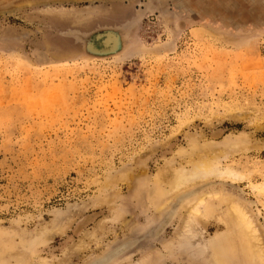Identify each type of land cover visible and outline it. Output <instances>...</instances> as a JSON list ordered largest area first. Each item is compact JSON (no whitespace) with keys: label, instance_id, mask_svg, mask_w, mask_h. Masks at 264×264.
I'll return each mask as SVG.
<instances>
[{"label":"rangeland","instance_id":"rangeland-1","mask_svg":"<svg viewBox=\"0 0 264 264\" xmlns=\"http://www.w3.org/2000/svg\"><path fill=\"white\" fill-rule=\"evenodd\" d=\"M220 149L244 179L205 186L237 193L264 225V0H0V232L31 264H58L106 219L102 247L69 264L132 240L120 264L151 249L158 264H211L166 255L180 221L157 232L168 217L145 188ZM218 229L211 218L203 231Z\"/></svg>","mask_w":264,"mask_h":264},{"label":"bare ground","instance_id":"bare-ground-1","mask_svg":"<svg viewBox=\"0 0 264 264\" xmlns=\"http://www.w3.org/2000/svg\"><path fill=\"white\" fill-rule=\"evenodd\" d=\"M106 35L108 36V34ZM116 37L118 38V36ZM241 146L242 148L239 146V149L236 146L238 152L248 148ZM230 149L232 150V148ZM220 150L201 153L192 158L187 162V167L176 169L168 183L163 184L158 177L150 189L145 188L146 198L152 205L155 215H159L161 218L166 214L168 217L167 221L161 222L156 231L160 232L165 229L167 223L178 216L180 223L173 236L168 239L167 244H162L167 251L166 255L172 256L176 252L185 255L199 250L211 264H264V225L258 221L253 208L237 193L205 186L207 182L215 179L230 180L231 182L244 179V175L234 168L220 166L221 158H227V154L232 153L231 150L228 153L227 149ZM235 150L232 151L236 152ZM200 185L203 187L197 188ZM144 186L142 185L137 192H143ZM253 189L264 193V183L260 186L254 185ZM175 203L177 207L172 208ZM111 210V222L123 220V209L114 206ZM211 218L215 220V223L221 225L222 229H218L214 235L207 237L203 228H206ZM196 219L200 221L201 225L196 222ZM106 220L99 223L93 232H88L84 238L77 242L70 250L71 253L58 264H69L75 255L83 253L90 247L89 242L95 243L97 248L102 247L103 237L99 238L98 230L103 232L107 229L105 227ZM129 221L124 219L121 224L127 227ZM57 229L55 225L47 228L41 237L38 236L35 244L38 245L40 240L51 239L53 232H59ZM8 235L0 232V264H31V252L11 247L9 242L11 238L9 239ZM137 242L136 240L129 241L113 249L106 256L104 255L105 257L99 258L100 260L95 259L96 261H92V264H120L122 262H118L117 258ZM156 250L145 251L135 264H158V261L160 262L163 258V252L159 249L158 256ZM115 259L117 260L115 261Z\"/></svg>","mask_w":264,"mask_h":264},{"label":"water","instance_id":"water-1","mask_svg":"<svg viewBox=\"0 0 264 264\" xmlns=\"http://www.w3.org/2000/svg\"><path fill=\"white\" fill-rule=\"evenodd\" d=\"M121 49H122V48L120 47V48L118 49V51L121 50ZM111 50H112V49H111ZM114 52H115V51L112 52V51H109V50H104V51L102 50V51L100 52V55H101V56H105L106 54H113ZM116 52H117V51H116ZM94 54L96 55L97 53H94Z\"/></svg>","mask_w":264,"mask_h":264}]
</instances>
